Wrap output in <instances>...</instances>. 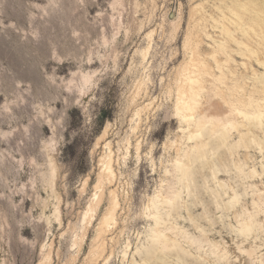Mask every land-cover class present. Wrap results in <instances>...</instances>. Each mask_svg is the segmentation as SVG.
Segmentation results:
<instances>
[{
	"label": "rangeland",
	"instance_id": "374dc122",
	"mask_svg": "<svg viewBox=\"0 0 264 264\" xmlns=\"http://www.w3.org/2000/svg\"><path fill=\"white\" fill-rule=\"evenodd\" d=\"M229 3L0 0V264H140L148 252L150 264H264V149L234 153L238 136L211 123L191 139L204 115L229 121L230 65L249 84L264 72L229 44V29L247 40L229 24ZM249 36L254 45L258 38ZM203 64L210 73L187 123L177 87L184 70ZM108 142L117 181L104 188L90 222L85 213ZM112 189L118 221L101 236L105 260L96 262ZM155 216L171 228L175 251H154Z\"/></svg>",
	"mask_w": 264,
	"mask_h": 264
},
{
	"label": "bare ground",
	"instance_id": "6f19581e",
	"mask_svg": "<svg viewBox=\"0 0 264 264\" xmlns=\"http://www.w3.org/2000/svg\"><path fill=\"white\" fill-rule=\"evenodd\" d=\"M229 2L230 3L227 4V5H229V24L236 25L237 30L241 31L243 36L247 38V40L238 41L233 37V33L229 29V32L225 31V33L229 35V44L234 43L239 48V50H237L236 52L239 55H241L243 58L245 57L246 59H244V60H246V61L248 60L250 62L252 59H256V61L259 63V65L262 66V68L264 70V0H229ZM197 11H198V9H197ZM219 11L220 10H218V12ZM224 11H225V9H224ZM224 11L222 10V12H224ZM192 13H195V12H192ZM249 14H252V15L250 16ZM223 16L225 17L224 14H223ZM175 17H177L176 20H178L179 14L177 16L174 15L173 18H175ZM213 19H215V18L213 17ZM258 27H260L259 31L257 30ZM250 31H253L254 34L256 35V37L258 38L257 40H255L256 41L255 44L257 45L256 49L254 47L255 44L253 45V42H252L253 38L249 36ZM197 35L199 36L200 34H197ZM198 36H197V38L201 39ZM244 37H242V38H244ZM201 41H202V39H201ZM197 42H198V40H197ZM199 42H200V40H199ZM200 43H203V42H200ZM195 44H197V43H195ZM195 44H193V45H195ZM197 45H195V46H197ZM229 48H230V46H229ZM193 49H194V47H193ZM257 50H260L262 52L261 56H259V57H258V53H257L258 51ZM193 51L196 52V51H199V49L193 50ZM231 51H232V52H230L231 54L229 53V63L230 62L232 63V61H234L233 55H235V54L232 55V53H235V51L234 50H231ZM200 53H201V51H200ZM198 54H199V52H198ZM197 56L199 57V55H197L196 53L193 54V58L191 59L192 62L196 63V59H194V57L197 58ZM212 58H214L215 64L217 65V67H215V68L216 69L218 68L221 72V75L219 73V78L217 77L218 81L222 84H225L226 80L228 79V75L224 72V70H222L223 65L220 63V61H218V59H216L217 56L216 57L213 56ZM240 59H241V57H240ZM192 62H191V64H192ZM197 62H199V61H197ZM226 62H228V60ZM185 65L187 66V64H185ZM206 65L207 64H203L202 66H200L196 69L193 67V69H195V70L190 69L192 71H190L189 69L184 70L185 72L181 71L184 73V79L181 80L182 76H180L181 83L177 87L178 88V94L176 92V94H177V106H178L177 108H178L179 112L181 113V115H183V118L185 119V121L187 123H190L194 120L195 110L198 107L201 93H203V91H205V90H203L205 87L204 83H206V82H204V75H208L210 73L209 69L207 68ZM246 66H247V63H244L242 68L244 67L247 71ZM251 68H253V67H251ZM258 69H260V68H258ZM242 70H244V69H242ZM239 71H241V70H239ZM253 71H255V70H253ZM238 72H237V70L232 68L231 65L229 66V121L226 120L225 117H221L219 115H217V116L204 115L203 119L199 120L195 129L192 130L193 132L191 134V139H194L195 137H199V136L202 137L205 134V132L209 129V128H206L207 123H211L212 131L216 132V127H217L218 130L220 131V133H222V134H224V132L229 127V138H232L233 136L237 135L238 139H239L237 141V143H235L234 145L231 146V150L234 153H236L237 150L241 147L248 153L247 157H249V149L254 144L260 150L264 149V140L261 141V135L264 134V72L261 76H258V77L256 75H254L255 76L254 79H251V80H254L252 84H249L252 81H250L249 83L247 82V80L244 81V79L247 78V77L246 78L242 77L243 75H245V73L240 76L238 74ZM255 73H257V72H255ZM245 76H247V75H245ZM242 78H243L244 82L241 81ZM177 79H179V77ZM221 86H223V85H221ZM227 86H228V84H227ZM224 90H226V89H224ZM203 96H204V94H203ZM147 106H145V107L147 108ZM142 110H143L142 108L136 110L134 116L140 118V114H141ZM211 113H213V112H211ZM138 125L139 124H136L135 125L136 127L134 126L135 131H136ZM107 131L108 130L104 131L101 139L105 138L107 136ZM128 145L130 147L129 141H128ZM112 146L113 145L111 142H108L106 144V147L108 149V154L106 156H103L100 159V172L98 175L99 178H98L97 184L94 187L95 188L94 189L95 190L94 200L99 199V201L98 202H97V200L91 201V203H90V205H89V207L85 213L86 217H88L90 222L93 221L92 219L95 217L96 213L98 212V208H99L100 203L102 201V198L104 196V188L106 186L113 188L115 186L114 185L115 181H117L116 180V171L114 170V158H113L114 151L112 149ZM129 147H128L127 151H129ZM197 147L199 148V147H201V145L198 144ZM236 167H237V165H236ZM55 170L56 169L53 168V175L56 173ZM181 172H182L183 176L187 178V187H189V183H190L189 168H186V169L182 168ZM260 177H261V175H260ZM87 181H88V179H86L84 186L86 185ZM168 201L169 202H167V203L173 209L175 207L174 202L170 201V200H168ZM119 202L120 201L118 199L117 191L115 189L110 190L109 191V203H110V205H108L109 207L107 208L104 216L102 217V219L100 221V225H98L99 226V230H98L99 234L95 240V242L97 243V248L94 250V252L92 251L93 252L92 254L94 256L93 261L98 262L100 259L105 258L104 254L106 253L105 252L106 251V249H105L106 243L104 242L105 240L103 241L101 239V236L102 235L104 236V234L106 236V233L111 232V230H113V228L117 225V221H118L117 220L118 219L117 213H118V209L120 208ZM162 222H161L160 217L155 216V228L151 230V235H150V239H151L152 243L154 244L153 249H154V251L160 252V253L175 251L177 249L176 248L177 246H176L175 239L170 234V232H172V230H171V228H164L162 226V224H163ZM243 224L249 225V222L245 223V221H244ZM249 228H251V226ZM128 248H129V246H128ZM155 256H156L155 254L152 255V258H154ZM46 260H50L49 255H47ZM150 260L151 259L149 258V252H148V257L145 256V258H143V260L140 264H150Z\"/></svg>",
	"mask_w": 264,
	"mask_h": 264
}]
</instances>
